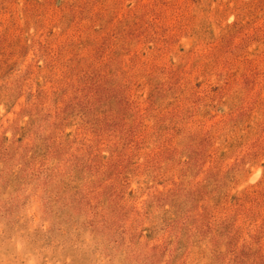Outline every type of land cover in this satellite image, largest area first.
<instances>
[{"label": "rangeland", "instance_id": "1", "mask_svg": "<svg viewBox=\"0 0 264 264\" xmlns=\"http://www.w3.org/2000/svg\"><path fill=\"white\" fill-rule=\"evenodd\" d=\"M0 264H264V0H0Z\"/></svg>", "mask_w": 264, "mask_h": 264}]
</instances>
